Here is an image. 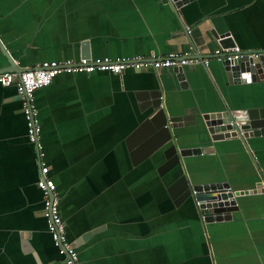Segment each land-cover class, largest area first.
I'll list each match as a JSON object with an SVG mask.
<instances>
[{
  "label": "crops",
  "instance_id": "obj_1",
  "mask_svg": "<svg viewBox=\"0 0 264 264\" xmlns=\"http://www.w3.org/2000/svg\"><path fill=\"white\" fill-rule=\"evenodd\" d=\"M210 30L229 32L241 50L263 51L264 0H192L176 11L159 0H0V43L23 65L76 60L84 40L91 57L161 56L191 42L205 55L219 46ZM6 66L0 52V69ZM221 70L210 58L183 66L184 83L172 68L58 74L35 91L38 140L65 236L73 241L97 229L75 247L77 264H264V192L257 188L264 134L211 141L202 124L176 127L178 147L209 146L162 176L160 152L132 166L124 143L147 113L135 91L160 89L169 116L264 107V80L229 84ZM20 104L13 86L0 87V264L58 254L41 217ZM183 171L190 184H228L237 202L229 220L203 223L188 198L173 203L166 188Z\"/></svg>",
  "mask_w": 264,
  "mask_h": 264
},
{
  "label": "water",
  "instance_id": "obj_2",
  "mask_svg": "<svg viewBox=\"0 0 264 264\" xmlns=\"http://www.w3.org/2000/svg\"><path fill=\"white\" fill-rule=\"evenodd\" d=\"M159 1L164 4L165 3L168 4L172 9V11H176L177 8L192 0H159ZM181 29L182 31H184L182 27ZM210 33L212 34L213 38L217 41V44L220 47H231L235 44L229 32L225 31L222 33H216L214 30H210ZM191 44L193 46L192 42ZM193 48L194 51L198 53V51L195 49L194 46ZM0 52L7 61V66L0 69V72L12 71L18 73L24 68L31 66V65L21 64L18 58L12 59L10 55H8L7 52L3 49L1 43H0ZM252 54H257V55L253 56ZM82 56L84 57L89 56L87 40L80 42L79 57ZM103 56L116 57L110 55H103ZM14 60L16 61V63L14 62ZM41 61L44 60L37 61L36 63H39ZM36 63H33V65ZM218 63L221 65L222 68L221 71L223 72V75L229 84L248 83V82L264 80V50L263 51L241 50V56L238 59L223 60L222 62H218ZM172 71L175 73L178 82H183V83L185 82V76L181 66L172 67ZM95 72L109 73L106 71H95ZM61 74L71 75L78 73H61ZM81 74L89 75L91 73L88 74L81 73ZM113 75H120V74H113ZM180 85H182V83H180ZM34 93H33V104L37 109L36 118L38 122L39 111L34 103ZM159 95H162L160 89L135 91L134 93V97L137 103H139V109L141 110L142 113L144 111H147V113L144 114L142 120L124 138L125 147L128 151L130 163L132 164V166H135L146 160L151 161L152 157H154L153 155H155L157 152H160V156L163 160L157 166L156 171L159 176H162L170 172L176 165L181 166L182 164L183 167V157L200 154L201 152H204L208 148L209 145H207V143L205 142L191 147H178L177 144L175 143V136L173 134V129H175L176 127L194 125L198 123L199 125L202 124L204 130L208 135V138L211 141L222 140L225 138H239L241 141L244 142V139L246 137H250L252 135H258V134H264V107L232 109L231 111H229L226 107L222 105L223 108L221 110L201 112L198 115L184 114L179 116H169L164 110V107L161 103L162 99L158 98ZM143 100H147V101L143 102ZM166 191L168 192V195L170 196V198L172 199L175 205L188 198L191 201L193 207L195 208L199 220L203 223L229 220L231 218V211H233L237 207L236 193L229 189L227 183L219 181V182L190 184L187 180L184 171L179 176H177L176 179L166 188ZM39 194H40V202H41L40 203L41 217H43L42 215L43 200L40 192ZM51 197H52V193L50 195V198ZM55 197H56V205L58 207L59 215L62 218L58 205L59 199L57 195H55ZM195 201L198 202L197 205H195ZM200 215H202L203 217L200 218L199 217ZM63 223H64V233H65L64 220ZM96 231L97 229L91 228L81 233L79 237L73 241L67 238L66 239L70 242V245L73 246L75 249L76 246L84 242L86 239H88L91 236L92 233ZM32 256L35 259V264H66L65 258L59 254H57V256L52 255L49 258V260L44 262L38 260L35 253H32ZM73 264H77V262Z\"/></svg>",
  "mask_w": 264,
  "mask_h": 264
},
{
  "label": "built area",
  "instance_id": "obj_3",
  "mask_svg": "<svg viewBox=\"0 0 264 264\" xmlns=\"http://www.w3.org/2000/svg\"><path fill=\"white\" fill-rule=\"evenodd\" d=\"M256 56L257 54H252ZM241 56V49L237 45L231 47L217 46L209 54H198L192 45H187L179 52L169 51L164 55L137 54L128 57H78L76 60H44L18 73L12 71L0 72V86H13L21 101L22 116L25 121V133L29 143L34 146L35 157L38 165V176L35 181L37 190L42 195V215L46 231L52 245L57 253L65 258L66 264L76 263V251L66 239L64 223L59 215L54 194L55 185L48 176V167L43 161V152L38 141L39 125L36 114L37 109L33 104V93L35 90L48 85L51 80L61 73H92L95 71H106L112 74H121L125 69L141 70L152 69L157 71L160 68H172L191 64L206 66L210 58L216 62L223 60H236ZM16 63V61L14 60ZM162 99V95L158 96ZM259 191L264 192V182L257 185ZM52 193V197L50 195ZM198 202L195 201V205ZM200 218L203 216L200 215Z\"/></svg>",
  "mask_w": 264,
  "mask_h": 264
}]
</instances>
